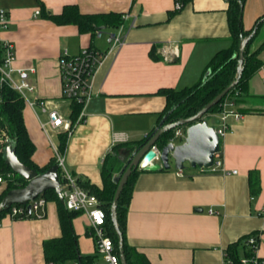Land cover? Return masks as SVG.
Masks as SVG:
<instances>
[{
  "label": "crops",
  "instance_id": "0c3cea01",
  "mask_svg": "<svg viewBox=\"0 0 264 264\" xmlns=\"http://www.w3.org/2000/svg\"><path fill=\"white\" fill-rule=\"evenodd\" d=\"M70 5L82 15H125L123 45L108 53L105 33L115 29L100 26L102 35L96 37L100 30L81 33L74 24H55L45 17ZM228 5L229 0H188L175 9L174 0H0L8 18L0 41L14 47L12 77L18 79L16 71H22L33 87L27 98L49 101L63 117L72 121V106L62 99L60 53L66 50L72 56L86 48L104 53L91 78L90 97L79 104L83 120L66 140L64 164L72 176L101 188L102 160L111 147L129 143L134 148L157 128L164 120L157 116L166 102L155 93L191 87L211 58L230 47ZM241 11V24L248 31L264 15V0H243ZM251 40L248 52L259 50L261 64L247 80L246 91H235L233 108L242 119L229 118L230 131L219 138L225 172L186 165L178 175L171 164L169 169L142 170L136 176L125 234L129 246L149 264H229L226 247L254 235L255 254L264 258V22ZM23 106L22 121L33 144L30 160L44 168L53 156L40 128L46 114ZM211 115L214 125L207 122L214 128L218 115ZM57 136L52 137L56 146ZM131 153L119 149L118 168ZM253 170L259 175L260 190L251 198L248 177ZM1 177L0 196L13 175ZM45 209L41 218H2L0 264H45L43 242L61 232L55 202L47 201ZM71 223L78 241L85 242L78 245L79 252L92 256L94 241L87 234L86 215L79 212Z\"/></svg>",
  "mask_w": 264,
  "mask_h": 264
},
{
  "label": "trees",
  "instance_id": "16d2710c",
  "mask_svg": "<svg viewBox=\"0 0 264 264\" xmlns=\"http://www.w3.org/2000/svg\"><path fill=\"white\" fill-rule=\"evenodd\" d=\"M188 0H181L184 4ZM243 0H229L228 14H227V24L230 31V41L231 45L227 49L220 50L214 55L213 58L207 63L204 69L203 76L191 87H186L183 89H172V88H161L155 94L163 96L165 99V106L162 112L158 114L159 121L164 119V123H173L178 120L192 117L199 110H201L207 102H209L214 96L219 94L222 89H224L228 84L234 79L236 74V63L238 59L237 46L239 43V38L241 36L246 37L251 35L248 43L243 50V61L241 65V75L234 88H232L228 93H226L221 101L213 106H211L206 113L202 115L198 120H204L206 114L217 113L220 111V106L224 98H233L235 91L237 93L246 91V82L250 78L251 74L256 71L260 66L261 62L257 58V52L259 50L248 52L249 44L252 41V37L255 35L261 24L264 22V15L256 19L253 23V27L244 30L241 24V4ZM49 20L55 24H74L77 26L79 32H95L100 26L109 27L115 29L120 23H122V15L118 13H100V14H80L77 9L70 5L69 7L63 8L62 12L56 15H47ZM151 54V53H150ZM3 55L2 42L0 41V60ZM72 106L71 119L72 123L76 120V116L81 108L77 103L70 104ZM23 101L19 93L12 90L7 84L0 82V139H8L12 144L14 151L17 155L19 161L35 169L38 173H42L54 165V159L47 163L44 168H38L34 165L30 156L33 152V144L26 135L24 122L22 121V109ZM156 128L149 130L148 135L135 142L134 148L131 147L129 143H123L111 147V153L104 155L102 160V167L100 172V177L102 178V187L97 188L93 184H89L86 180L77 179L79 186L89 193L96 195L100 201V207H102L105 213V222L107 228V234L111 237L114 251L119 255L117 247V236L116 231L112 222L110 221V203L114 195V190L116 188V183L113 181L112 174L116 172L120 162H117V155L119 149L124 151L132 150L134 152L135 148L139 146L144 140L151 136ZM173 130H168L164 132L155 142V145L159 149L163 148V145L168 141V139L173 135ZM6 135L7 137L3 136ZM57 146L56 148L59 152L64 153L65 144L68 135L64 132H59L57 134ZM5 137V138H4ZM3 141L0 144V174L11 173L9 166L4 163L3 159ZM123 167V166H122ZM121 167V168H122ZM143 169L135 168L128 175V179L121 189V193L117 200L116 211H115V221L118 225V231L122 236V251L125 258V264H149L146 257L136 251L134 248L129 246L127 243V236L125 234L126 230V213L127 205L131 198V190L137 178V174ZM120 171V170H119ZM119 173V172H118ZM13 175V179L7 178V189H14L18 186H24L26 181L17 175ZM248 188H250L251 198L255 197L259 193V175L257 171L249 172L248 177ZM4 193H2L3 196ZM0 196V200L2 199ZM47 201H53L56 204L57 218L60 225V236L55 238L47 239L43 242L42 252L44 253L45 264H68L70 262L76 261L80 264H86L90 262L93 258L92 256L82 255L78 250V238L72 227V220L79 214L78 211H71L64 208L62 203L59 202L57 195L53 191L48 190L40 195ZM9 210H3L0 212V222L2 218L7 214ZM21 218V217H20ZM17 220V219H16ZM248 237V236H247ZM246 236L241 238L240 241L229 244L226 247V258L229 264H241L240 257L249 255L248 248H246L245 240ZM241 248V252L239 249ZM248 253V254H247Z\"/></svg>",
  "mask_w": 264,
  "mask_h": 264
},
{
  "label": "built area",
  "instance_id": "2783aa9c",
  "mask_svg": "<svg viewBox=\"0 0 264 264\" xmlns=\"http://www.w3.org/2000/svg\"><path fill=\"white\" fill-rule=\"evenodd\" d=\"M181 7V0H174V8ZM38 14V11H35ZM126 16H122L124 19ZM8 24V18L5 12L0 8V29H5ZM123 26L120 23L115 27L114 31L105 33V41L109 45L107 52H113L123 45L124 34ZM96 37H101L102 31L95 32ZM3 55L0 60V82L7 84L12 90L19 93L23 104L32 109H39L43 114H46V121L40 123L42 133L46 136L50 148L53 151L52 158L54 164L57 165V174L59 179V194H61L62 205L67 210L78 211L86 215L87 218V234L93 238L94 249L93 258L86 264H120L119 255L114 251L111 237L107 234L105 213L100 207V201L95 194L83 190L76 177L72 176L66 164H64V153L59 152L56 145L52 141V137L59 132H64L68 136L72 131L74 125L82 122L83 108L79 110L74 123L68 118L63 117L55 108H50L49 101L46 100H31L27 98L26 92L31 91L33 87L27 83L22 76V71H16L15 79L12 77L13 70L11 63L14 58V47L2 42ZM104 53H99L96 50L86 48L77 55L70 56L66 50H63L58 57V70L62 80V99L70 104L77 103L84 105L88 101L91 94L90 82L93 77V72L101 64ZM236 94V92H235ZM234 101L231 98H224L220 111L217 112L218 123L214 130L219 138H222L229 132V118L235 122L242 119V114L234 110ZM185 131L177 128L168 141L174 144V139L184 137ZM155 151V157L151 159L152 162L158 160L159 148L151 146ZM213 164L208 168H203L205 172H225L222 169V160L219 154L214 155ZM234 173V171H232ZM180 172L178 173V175ZM2 177L0 178V183ZM47 200L40 195L30 202L29 211L25 205L17 204L11 205L7 210V216L11 219L21 218H41L45 214V206ZM211 211V210H210ZM21 217V218H20ZM246 248H248L249 255L241 256V264H264V258H259L255 254L257 237L248 236L245 240ZM229 263V261H228ZM68 264H80L73 261Z\"/></svg>",
  "mask_w": 264,
  "mask_h": 264
},
{
  "label": "water",
  "instance_id": "95a60500",
  "mask_svg": "<svg viewBox=\"0 0 264 264\" xmlns=\"http://www.w3.org/2000/svg\"><path fill=\"white\" fill-rule=\"evenodd\" d=\"M103 27L98 28L100 30ZM251 35L241 36L237 46V63L236 74L234 79L221 90L219 94L214 96L206 105L192 117L178 120L174 123H163L162 120L154 133L142 142L133 153L125 160L123 167L119 173L113 177L116 183L114 195L110 203V221L112 222L117 236V247L119 251L120 264H125V258L122 251V236L118 231V225L115 221V211L120 191L128 179V175L135 168L146 171H157L161 169H169L171 164L176 171H181L188 165L190 168L200 167L208 168L213 164L214 155L220 150L219 137L212 126L205 120H198L213 105L219 103L221 98L234 88L235 83L241 75V65L243 61V50L249 41ZM177 126H184L185 135L183 140L178 144L167 141L163 148L159 149L158 160L152 162L155 157V151L151 146L155 145L157 139L166 131L172 130ZM4 163L9 166L12 174L21 177L26 181L24 186H18L14 189H8L4 192L0 200V212L7 210L11 205H25L29 211L31 200L38 197L42 193L51 190L57 195L60 203H62L61 194H59V179L57 174V165H51L44 172L38 173L32 167L22 164L14 151V148L8 139L3 145Z\"/></svg>",
  "mask_w": 264,
  "mask_h": 264
},
{
  "label": "rangeland",
  "instance_id": "374dc122",
  "mask_svg": "<svg viewBox=\"0 0 264 264\" xmlns=\"http://www.w3.org/2000/svg\"><path fill=\"white\" fill-rule=\"evenodd\" d=\"M212 113H210V114H206V117H205V121H208V122H211V123H213V125H214V121H212V118H211V115ZM213 114H216V113H213ZM174 123V122H173ZM177 128H181L182 130H184L185 129V127L184 126H177L176 128H174V129H172L173 130V132L175 131V130H177ZM3 136H5V137H7L6 135H3ZM4 137V138H5ZM1 138V137H0ZM4 141V139H0V144L2 143ZM180 141V139L178 138V139H174V144H178V142ZM187 167H189L188 165H187ZM84 243L85 242H83L82 241V239H79V241H78V245L79 244H82V245H84Z\"/></svg>",
  "mask_w": 264,
  "mask_h": 264
},
{
  "label": "bare ground",
  "instance_id": "6f19581e",
  "mask_svg": "<svg viewBox=\"0 0 264 264\" xmlns=\"http://www.w3.org/2000/svg\"><path fill=\"white\" fill-rule=\"evenodd\" d=\"M247 254H248V253H247ZM244 255H245V254H244ZM244 255H243V256H244ZM81 264H82V263H81Z\"/></svg>",
  "mask_w": 264,
  "mask_h": 264
}]
</instances>
